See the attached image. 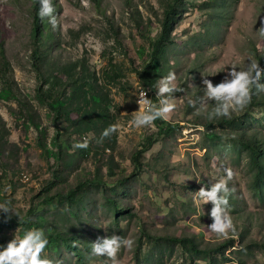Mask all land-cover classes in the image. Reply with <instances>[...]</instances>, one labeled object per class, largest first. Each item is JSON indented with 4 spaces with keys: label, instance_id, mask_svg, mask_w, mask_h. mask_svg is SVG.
Segmentation results:
<instances>
[{
    "label": "rangeland",
    "instance_id": "rangeland-1",
    "mask_svg": "<svg viewBox=\"0 0 264 264\" xmlns=\"http://www.w3.org/2000/svg\"><path fill=\"white\" fill-rule=\"evenodd\" d=\"M55 2L58 26L38 47L34 0H0V202L15 213L0 225V246L38 228L54 239L42 257L59 264H105L91 245L113 234L134 241L121 247L119 264H264V178L240 141L264 139V93L228 118H208L214 101L188 103L204 95L202 78L215 85L230 68L258 62L264 0ZM170 5L172 43L154 61L148 43ZM38 48L43 78L33 65ZM150 66L157 82L175 72L184 90L172 94L164 132L156 121L130 123L141 91L156 100L141 76ZM40 87L62 116L41 103ZM110 124L119 131L99 142ZM84 139L87 149L74 148ZM225 168L234 172L228 210L238 242L208 230L213 205L195 195ZM237 243L242 250L227 251Z\"/></svg>",
    "mask_w": 264,
    "mask_h": 264
},
{
    "label": "clouds",
    "instance_id": "clouds-1",
    "mask_svg": "<svg viewBox=\"0 0 264 264\" xmlns=\"http://www.w3.org/2000/svg\"><path fill=\"white\" fill-rule=\"evenodd\" d=\"M40 8L38 15L41 20L47 18L48 23L55 30L58 26L57 16L52 0H39ZM261 36H264V21H261L257 30ZM176 73L169 72L157 82V92L159 103H154L148 98L147 92H140L136 103L138 111L135 113L133 120L130 122L135 128L151 127L157 119H167L175 110L177 105L173 103V93L184 91L177 87ZM264 69H262L257 61H251L244 69L237 70L236 67L230 68L226 75L217 84L207 78H202L204 95L199 100H189V104L196 108L197 103L205 105L209 101L215 102V107L209 113V119L219 117H230L233 112L242 111L252 101L253 95L264 93ZM199 111V109H197ZM120 129L118 124H110L101 134L100 141L109 138L117 133ZM201 130H203L201 128ZM89 140L84 139L83 142L74 144V148L87 149ZM215 166V165H214ZM225 176L221 177L210 186L204 185L199 188L195 195L204 203L211 202L210 216L212 223L208 226V230L221 239H234L238 242L236 235V227L229 212L228 196L233 191L228 187V181L234 176L231 168L224 169ZM7 191V189H5ZM0 212L6 214V220L11 219L9 213L15 214L10 207V201L4 200L0 202ZM134 241L123 238L118 235L98 237L91 245L92 254L96 256L107 257V261L111 264H119L117 259L121 247L131 248ZM48 245V239L43 229L30 228L23 232L22 236H14L6 247L0 250V264H59L53 260L42 257L44 249ZM242 250L238 248V243L233 245L231 250ZM226 251V254H227ZM105 261V264H107ZM197 264L202 262L197 261Z\"/></svg>",
    "mask_w": 264,
    "mask_h": 264
},
{
    "label": "trees",
    "instance_id": "trees-1",
    "mask_svg": "<svg viewBox=\"0 0 264 264\" xmlns=\"http://www.w3.org/2000/svg\"><path fill=\"white\" fill-rule=\"evenodd\" d=\"M95 1L99 6L101 5L102 0H93ZM36 3V15H35V26L33 30V35L35 38L36 45L39 47V45L43 44L45 41H50L53 39V34L51 32H47V30L51 27V25L48 23V19L45 18L41 20V18L38 15V11L40 8V3L39 0H34ZM52 4L57 11V8L59 5L55 2V0H52ZM55 11V13H56ZM174 14H175V7L174 5H170L168 9L166 10L164 20L162 21V29L158 37L153 40L149 41V45L151 48V60L156 61L157 59L162 58L163 56L166 55L169 46L172 43V31H173V22H174ZM116 32V31H115ZM117 33V32H116ZM1 50L4 52V46L3 44L0 43ZM41 52L38 49L33 50L32 52V57H33V65L35 66V69L39 72L40 77H44V75L41 74ZM259 65L262 69H264V51L261 54L257 55ZM5 64L7 65L8 62L7 60L5 61ZM141 76L143 77V80L146 82L147 85H149L151 88H153L156 91V86H157V81L156 79L152 76V66H150L147 71H144V73H141ZM144 88H149V87H144ZM150 89V88H149ZM148 90V89H147ZM153 94L151 93L152 96V101L154 103H159L158 97H155V101L153 98ZM156 96V94H155ZM38 97L39 100L41 101L42 104L50 106L52 109H54V116L55 114L62 116L63 112L61 111L62 109V104L56 103L53 104L48 101V94H45L43 87H40L38 90ZM156 124L158 128L164 132L165 130L168 131L170 128H172V124H167L166 122L162 119H157ZM240 141L242 143L247 144L251 149H252V160L254 161L256 167H257V180L260 181L262 178H264V139L261 140L256 135H251L248 137L243 136ZM44 147V146H42ZM147 148V147H146ZM135 161L137 164L139 163V156L135 157ZM114 206H116V203H113ZM6 219V215H0V225H4ZM45 236L48 239V244L52 243L54 241L53 238H50L48 235L45 234ZM69 247L71 245L68 244ZM74 251H78V247L74 246L72 248Z\"/></svg>",
    "mask_w": 264,
    "mask_h": 264
},
{
    "label": "bare ground",
    "instance_id": "bare-ground-1",
    "mask_svg": "<svg viewBox=\"0 0 264 264\" xmlns=\"http://www.w3.org/2000/svg\"><path fill=\"white\" fill-rule=\"evenodd\" d=\"M141 92H147V96H148V98L151 99V98H150V95H149V92H148L147 90H144V91H141Z\"/></svg>",
    "mask_w": 264,
    "mask_h": 264
}]
</instances>
